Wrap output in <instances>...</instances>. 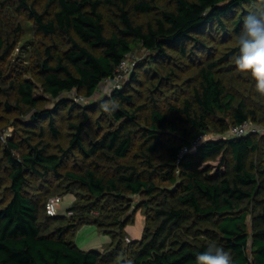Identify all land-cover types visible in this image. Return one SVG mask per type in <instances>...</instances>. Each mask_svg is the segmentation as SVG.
Wrapping results in <instances>:
<instances>
[{
  "label": "trees",
  "instance_id": "obj_1",
  "mask_svg": "<svg viewBox=\"0 0 264 264\" xmlns=\"http://www.w3.org/2000/svg\"><path fill=\"white\" fill-rule=\"evenodd\" d=\"M18 1L36 29L50 39L40 68L43 90L57 99L54 110L74 106L64 92L91 97L103 80L115 76L119 63L137 45L160 60L171 58L169 48L191 59L207 48L214 24L224 31L225 16L255 2L47 0L39 11L27 0ZM242 16L240 11L235 29ZM6 50L0 35V61ZM233 51L236 47L216 58L209 53L197 57V83L179 99L154 104L145 125L139 120L145 105H134L133 96L120 88L111 93L109 111L102 109L104 103L97 106L110 125L87 144L83 138L88 116L71 124L75 131L69 147L79 152L82 163L79 170L64 173L69 180L64 192L76 195L66 210L72 211L69 216L47 215V199L39 204L25 190L27 176L44 178L51 173L60 178V157L45 147L29 146L16 158L5 148L11 196L0 205V264H97L116 255L121 258L115 264H195L196 255L212 241L232 254L233 264H264L261 140L254 134L224 135L230 127L259 121L262 115L260 107L231 92L219 72ZM151 62L143 69H153ZM149 71V78L160 81L155 70ZM171 73L167 71L164 79ZM132 80H137L135 75ZM11 86L21 105H35L30 81H12ZM53 112L38 111L32 119L46 117L56 137ZM210 131L217 136L204 139L194 152L181 154L192 139ZM9 147L17 149L12 143ZM100 163L106 170L99 168ZM130 194L144 196L141 206L148 223L141 238L126 246L127 252L123 228L133 217L121 221L112 201L123 204ZM87 223L111 234L104 252L84 250L75 243V231Z\"/></svg>",
  "mask_w": 264,
  "mask_h": 264
},
{
  "label": "rangeland",
  "instance_id": "obj_2",
  "mask_svg": "<svg viewBox=\"0 0 264 264\" xmlns=\"http://www.w3.org/2000/svg\"><path fill=\"white\" fill-rule=\"evenodd\" d=\"M33 3L34 7L42 11L47 0H27ZM18 0H0V35L4 39V46L7 48L3 60L0 61V205L5 203L11 196L10 180L7 177L8 168L5 161V148L11 149V154L18 158L21 153L28 151L29 146L45 147V151L55 154L61 159L59 173L60 178L49 173L44 178H35L27 176L25 190L39 204H43L45 200L52 194H60L61 202L57 215L66 214L69 208L76 200L75 191L64 192V186L69 180L64 176L67 170H79L81 156L79 152L70 146V139L75 129L71 124L80 123L83 114L88 116L85 123V132L83 141L87 144L98 132L108 127V117L101 113L97 107L100 103L109 105L111 103L110 96L114 89L120 88L126 93L133 96L134 105H145L139 111V120L145 125V119L148 117L151 107L154 104L162 106L168 100L179 99L187 94L191 87L197 83L196 58L206 57L207 53L215 58L230 51L236 47L232 38L235 29L233 22L237 14L241 11V23L245 15L253 10L255 2L245 4L242 8H235L228 16L223 18L226 26L223 31L221 27L214 24V28L210 31L209 42L207 48L196 52L191 59L181 56L177 50L168 49L170 59L160 60L154 53L147 51L141 45H137L133 51L126 56L128 61V70L120 77H113L103 80L97 87L95 93L91 97H84L81 100L76 99L77 91L72 90L64 92L63 97L68 99L69 103H74L72 108L54 110L57 99L52 98L46 93L41 85V62L46 56V47L50 43V39L46 38L36 29L32 18L21 7H18ZM51 7V6H50ZM189 43L186 49L190 48ZM193 49L192 51H196ZM236 51H233L219 72L222 73L227 88L238 97H243L247 101L257 105L262 110L259 121H250V129H254L252 134L258 136L261 140L260 145L264 150V96H260L254 87V82L248 74L239 72L235 67L232 57ZM195 58V60H194ZM152 61L151 65L157 72L160 81L156 78H149L150 72L144 67L148 61ZM229 69L230 72L226 70ZM147 70V71H146ZM171 71V76L164 79L166 72ZM132 75L137 80H132ZM28 80L33 85L32 96L36 99L35 105L24 106L17 101V95L11 86L12 81ZM154 84L155 87H152ZM154 89V91H151ZM49 110L54 113L55 125L58 129V136H53L47 125V118L39 115L36 119H32L38 111ZM227 136V132L224 134ZM206 138H214L217 134L210 131ZM9 143L15 144L16 148L9 147ZM194 152V149L191 152ZM264 156V154H261ZM104 163H100L101 169L106 170ZM161 187L167 186V183L159 182ZM63 192V193H62ZM81 196L87 197L86 193L81 190ZM144 196L141 194H130L123 204L119 202L112 203L118 208L121 221H129L123 228L122 243L124 250L128 252L127 245L133 243L130 241L139 240L142 236L145 225L143 212L146 210L141 206ZM250 215L247 216L249 222ZM117 227L113 231H117ZM130 241H126L125 238ZM73 239L77 246L81 249H96L100 252L105 251V247L112 241L110 233L100 231L95 224H83L74 233ZM121 258V255L112 256L110 258L103 257L97 264H115Z\"/></svg>",
  "mask_w": 264,
  "mask_h": 264
},
{
  "label": "clouds",
  "instance_id": "obj_3",
  "mask_svg": "<svg viewBox=\"0 0 264 264\" xmlns=\"http://www.w3.org/2000/svg\"><path fill=\"white\" fill-rule=\"evenodd\" d=\"M232 38L236 45L232 57L235 67L248 74L255 91L264 96V0H255L253 10L244 16L239 31ZM102 109L110 110L107 105H102ZM195 264H233V256L221 244L212 241L196 255Z\"/></svg>",
  "mask_w": 264,
  "mask_h": 264
},
{
  "label": "built area",
  "instance_id": "obj_4",
  "mask_svg": "<svg viewBox=\"0 0 264 264\" xmlns=\"http://www.w3.org/2000/svg\"><path fill=\"white\" fill-rule=\"evenodd\" d=\"M128 61L125 56V58L119 63L117 72L114 77H120L123 73H125L128 70ZM106 80V79H105ZM76 99L81 100L83 99V96L80 94H76ZM250 127V121H245L239 125H235L230 127V129L227 131L228 136H242L246 134H252L251 132H254V129H248ZM206 139L205 135H199L196 138L192 139L189 143V145H185L182 147L181 154H184L192 149H195L198 147L202 141ZM61 202V195H51L47 198V201L45 203V212L47 215L55 216L57 215V211L59 208V203ZM72 211H66V215H71ZM126 241H130L129 238H125Z\"/></svg>",
  "mask_w": 264,
  "mask_h": 264
}]
</instances>
